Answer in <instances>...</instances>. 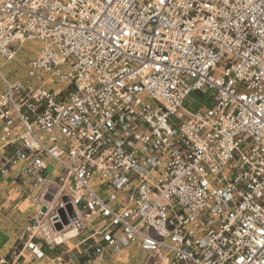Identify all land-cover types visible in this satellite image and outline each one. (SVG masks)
<instances>
[{"label": "built area", "instance_id": "obj_1", "mask_svg": "<svg viewBox=\"0 0 264 264\" xmlns=\"http://www.w3.org/2000/svg\"><path fill=\"white\" fill-rule=\"evenodd\" d=\"M0 84V202L37 206L0 264H264V0H0Z\"/></svg>", "mask_w": 264, "mask_h": 264}, {"label": "rangeland", "instance_id": "obj_2", "mask_svg": "<svg viewBox=\"0 0 264 264\" xmlns=\"http://www.w3.org/2000/svg\"><path fill=\"white\" fill-rule=\"evenodd\" d=\"M39 47L35 43H26L18 54L17 58L3 66V74L9 81L27 80L30 77L29 63L38 54ZM56 90L63 88V85H52ZM4 87L0 84V93ZM210 93H192L187 99L186 107L191 111H197L200 107L210 105ZM53 167L48 169L50 173ZM15 196L4 198L0 202V257H7L12 262L23 249L25 237L24 228L32 216H34L37 206L30 198H23L18 204L12 203ZM72 248V245H70ZM63 248L49 252L50 257L56 256L57 253L64 252ZM18 264H47V261H31L28 253H23ZM66 261L72 264H84L83 259L76 252L66 255ZM148 259L136 247L125 249L120 255L112 257V264H144Z\"/></svg>", "mask_w": 264, "mask_h": 264}, {"label": "water", "instance_id": "obj_3", "mask_svg": "<svg viewBox=\"0 0 264 264\" xmlns=\"http://www.w3.org/2000/svg\"><path fill=\"white\" fill-rule=\"evenodd\" d=\"M44 211H45V210H44ZM44 211H43V212H44ZM39 219H41V217H40ZM60 229H61V228H60V227H58V230H60Z\"/></svg>", "mask_w": 264, "mask_h": 264}, {"label": "crops", "instance_id": "obj_4", "mask_svg": "<svg viewBox=\"0 0 264 264\" xmlns=\"http://www.w3.org/2000/svg\"><path fill=\"white\" fill-rule=\"evenodd\" d=\"M13 261V260H12ZM69 264H72L71 262Z\"/></svg>", "mask_w": 264, "mask_h": 264}]
</instances>
